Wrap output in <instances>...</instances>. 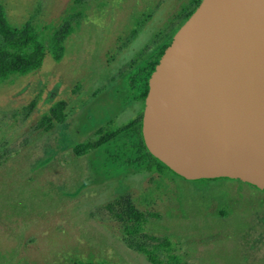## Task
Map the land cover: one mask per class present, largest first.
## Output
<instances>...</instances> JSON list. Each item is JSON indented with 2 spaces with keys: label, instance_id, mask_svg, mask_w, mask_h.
Wrapping results in <instances>:
<instances>
[{
  "label": "rangeland",
  "instance_id": "374dc122",
  "mask_svg": "<svg viewBox=\"0 0 264 264\" xmlns=\"http://www.w3.org/2000/svg\"><path fill=\"white\" fill-rule=\"evenodd\" d=\"M195 4L0 0L13 25L51 28L43 67L0 83V264H264V192L166 171L96 177L91 149L75 152L140 118L143 106L130 103L91 128L86 121ZM61 101L65 122L38 128Z\"/></svg>",
  "mask_w": 264,
  "mask_h": 264
},
{
  "label": "water",
  "instance_id": "95a60500",
  "mask_svg": "<svg viewBox=\"0 0 264 264\" xmlns=\"http://www.w3.org/2000/svg\"><path fill=\"white\" fill-rule=\"evenodd\" d=\"M143 131L187 181L264 190V0H202L150 78Z\"/></svg>",
  "mask_w": 264,
  "mask_h": 264
},
{
  "label": "trees",
  "instance_id": "16d2710c",
  "mask_svg": "<svg viewBox=\"0 0 264 264\" xmlns=\"http://www.w3.org/2000/svg\"><path fill=\"white\" fill-rule=\"evenodd\" d=\"M84 1L74 0V3L77 6H81ZM201 2L202 0H196L194 8L186 13L179 28L171 34L165 43L153 54L131 68L130 72L118 84L107 101L103 99L102 103H94L86 120L90 128L94 121L95 123L101 122L130 103H140L143 106L139 119L120 127H115L111 132L102 135L92 144H80L75 148V152L78 155L80 153L86 155V151L91 149L95 156L91 160V168L96 177L110 175L114 173L113 171L117 170L119 173L124 172L123 174L141 171L151 174H162L166 171L178 179L185 180L173 173L150 153L144 138L143 117L145 102L149 93V81L156 66L166 49L171 45L176 32L191 17ZM81 16V13H77L76 16L65 19L64 28L60 34L62 39L73 32L71 22L74 18H80ZM50 29L48 26L36 25L32 21H27L21 26L13 25L6 15L0 12V83L15 75L26 76L43 67L47 56L46 36ZM52 40L56 44L59 40V34L55 35L54 38L52 36ZM103 108H105V113L101 114ZM65 109L66 103L64 101L55 104L51 108L49 115L42 119L38 128L52 130L54 124H63L66 119ZM100 134H102V129H99L97 132V135ZM219 180L238 182L256 191L264 192V190H259L239 180L217 179L200 181L217 182ZM135 214L139 217L141 216L137 213ZM79 264L104 263L87 261Z\"/></svg>",
  "mask_w": 264,
  "mask_h": 264
}]
</instances>
